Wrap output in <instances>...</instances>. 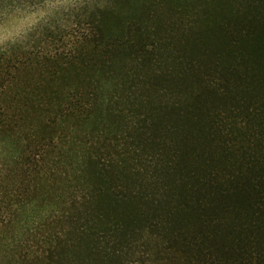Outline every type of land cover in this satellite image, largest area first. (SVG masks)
<instances>
[{"label": "trees", "instance_id": "obj_1", "mask_svg": "<svg viewBox=\"0 0 264 264\" xmlns=\"http://www.w3.org/2000/svg\"><path fill=\"white\" fill-rule=\"evenodd\" d=\"M62 12L0 46V264H264V0Z\"/></svg>", "mask_w": 264, "mask_h": 264}, {"label": "rangeland", "instance_id": "obj_2", "mask_svg": "<svg viewBox=\"0 0 264 264\" xmlns=\"http://www.w3.org/2000/svg\"><path fill=\"white\" fill-rule=\"evenodd\" d=\"M82 0H49L43 6L35 10H24L19 15H9L0 22V46H4L10 41L20 37L22 34L27 33L41 20L52 16L56 10L63 9L61 17L69 19V11L73 5L81 2ZM234 6H238L234 4ZM65 14H68L66 16ZM119 102L116 106L122 109H131L132 103H129L124 98V92L118 94ZM116 107V108H117ZM125 127V126H124Z\"/></svg>", "mask_w": 264, "mask_h": 264}, {"label": "clouds", "instance_id": "obj_3", "mask_svg": "<svg viewBox=\"0 0 264 264\" xmlns=\"http://www.w3.org/2000/svg\"><path fill=\"white\" fill-rule=\"evenodd\" d=\"M6 4V7L0 9V15L5 13L9 15H19V13L23 11V8L19 4L18 0H7Z\"/></svg>", "mask_w": 264, "mask_h": 264}]
</instances>
